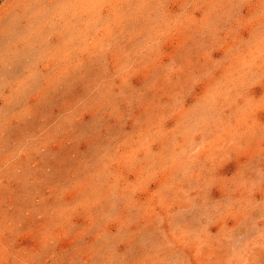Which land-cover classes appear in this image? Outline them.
Segmentation results:
<instances>
[{"label": "rangeland", "instance_id": "obj_1", "mask_svg": "<svg viewBox=\"0 0 264 264\" xmlns=\"http://www.w3.org/2000/svg\"><path fill=\"white\" fill-rule=\"evenodd\" d=\"M0 264H264V0H0Z\"/></svg>", "mask_w": 264, "mask_h": 264}]
</instances>
